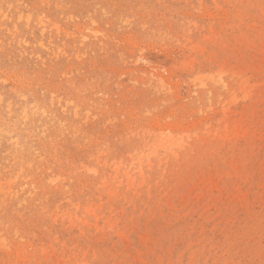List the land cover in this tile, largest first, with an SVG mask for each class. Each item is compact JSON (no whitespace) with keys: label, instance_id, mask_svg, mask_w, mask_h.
<instances>
[{"label":"rangeland","instance_id":"374dc122","mask_svg":"<svg viewBox=\"0 0 264 264\" xmlns=\"http://www.w3.org/2000/svg\"><path fill=\"white\" fill-rule=\"evenodd\" d=\"M0 264H264V0H0Z\"/></svg>","mask_w":264,"mask_h":264},{"label":"bare ground","instance_id":"6f19581e","mask_svg":"<svg viewBox=\"0 0 264 264\" xmlns=\"http://www.w3.org/2000/svg\"><path fill=\"white\" fill-rule=\"evenodd\" d=\"M91 42V41H90ZM221 74V73H220ZM6 82V81H5ZM230 123V122H229ZM2 134V133H1ZM236 141V140H235ZM96 149V148H95ZM11 195V194H10ZM254 222V221H253ZM255 235V234H254Z\"/></svg>","mask_w":264,"mask_h":264}]
</instances>
